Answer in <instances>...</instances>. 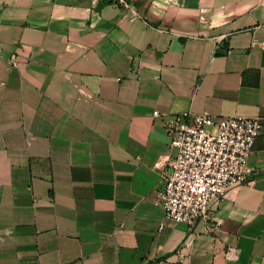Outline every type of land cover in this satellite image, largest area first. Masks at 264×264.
Listing matches in <instances>:
<instances>
[{
	"label": "crops",
	"instance_id": "0c3cea01",
	"mask_svg": "<svg viewBox=\"0 0 264 264\" xmlns=\"http://www.w3.org/2000/svg\"><path fill=\"white\" fill-rule=\"evenodd\" d=\"M100 1L0 0V264H264V0ZM154 110L263 122L192 225Z\"/></svg>",
	"mask_w": 264,
	"mask_h": 264
},
{
	"label": "built area",
	"instance_id": "2783aa9c",
	"mask_svg": "<svg viewBox=\"0 0 264 264\" xmlns=\"http://www.w3.org/2000/svg\"><path fill=\"white\" fill-rule=\"evenodd\" d=\"M121 1L129 5L128 0ZM153 116L163 119L174 149L158 160L166 169L156 203L166 219L192 225L210 214L230 187L248 179L247 162L263 122L259 117L190 111L170 115L154 110ZM239 255L235 245L225 252L228 260Z\"/></svg>",
	"mask_w": 264,
	"mask_h": 264
},
{
	"label": "trees",
	"instance_id": "16d2710c",
	"mask_svg": "<svg viewBox=\"0 0 264 264\" xmlns=\"http://www.w3.org/2000/svg\"><path fill=\"white\" fill-rule=\"evenodd\" d=\"M101 4H104V3H110V2H117L119 3L120 5L124 6V2H122L121 0H101L100 1ZM163 258H158L157 260H155L154 262L150 263V264H156L158 262H160Z\"/></svg>",
	"mask_w": 264,
	"mask_h": 264
}]
</instances>
